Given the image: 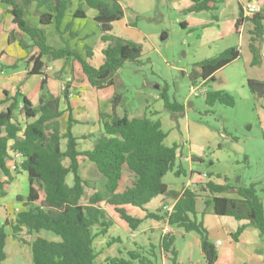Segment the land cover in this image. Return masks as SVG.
Wrapping results in <instances>:
<instances>
[{"label":"trees","instance_id":"16d2710c","mask_svg":"<svg viewBox=\"0 0 264 264\" xmlns=\"http://www.w3.org/2000/svg\"><path fill=\"white\" fill-rule=\"evenodd\" d=\"M77 1L76 4L74 0H0L15 28L37 51L26 63V79L42 78L38 105L21 92L20 86L14 96L4 92L5 98L0 101V106L8 104L6 110L0 112V197H7L6 187L20 173H28L30 182L29 194L16 199L25 210L19 212L14 221L0 223V264L8 260L9 233L25 244L29 243L23 236L35 237L30 244L32 264H99L101 253L97 251L95 241L108 236L115 224L103 203L114 207L119 218L133 231L144 222L153 220L186 234H196L207 264H216L219 258L217 247L211 242L204 224L207 214L248 221L249 226L259 230L264 238L263 207L256 184L240 188L235 197H228L225 195L236 189L229 184L215 183L209 174L204 182L185 187L180 195L175 196L176 203L171 211L161 208L151 212L146 209L154 199L170 193L164 181L169 173H175L177 177L185 174L179 161L181 147L166 144L168 133L163 130L161 120H155L158 112L141 117H130L127 113L120 116L116 112L119 107L116 95L113 112L99 114L102 136L92 150L81 151L82 139L73 132L77 121L70 112V92L65 91L63 96L69 115L63 131L61 120L65 112L61 110V97L55 96L50 88L46 58L62 60L65 64L77 62L91 87L100 91L114 87L116 74L126 63L140 62L143 52L140 44L113 35L114 24L126 14L123 0ZM191 1L192 5L183 11L185 15L210 13L213 21L218 20L216 13L224 0ZM250 3H255L258 10L245 17L244 7H241L236 30L240 33L245 23L252 26L249 48L253 55L252 66H257L262 60L261 46L264 44V0H250ZM129 15L132 16L130 25L137 26V18L141 15L131 9ZM30 17L37 18L36 23H32ZM88 20L97 27L104 46V62L97 67L92 64L94 49L83 43L85 38L77 27V24L80 28L87 27ZM52 28L60 37L68 35L63 48L50 44L49 30ZM181 28L186 29L187 24L182 23ZM14 40L9 36L8 44H13ZM70 41L78 42V45L71 46ZM79 44L82 52L76 49ZM19 46L23 47L21 43ZM240 58L239 50L232 47L194 64L189 74L191 87L202 85L209 89L205 97L208 107H235V101L227 91L211 90L210 84L216 82L220 71ZM16 69L18 65H3L0 74ZM248 88L263 101L264 109V81L248 80ZM160 99L173 116L186 114L185 103L171 102L168 87L162 89ZM15 154L21 155L23 160L13 172L9 161ZM82 160L93 164L106 181L104 192H95L86 201V190L92 188V183L81 173ZM193 160L199 159L193 157ZM125 172L132 177V183L119 192ZM126 207L142 210L145 218L132 216ZM245 229L246 226L240 227L233 239L238 241ZM118 242L119 239L113 238L106 246L111 248ZM175 243L174 235H165L158 244L150 243L148 248L139 247L126 255L119 252L120 256L107 257L102 264H158L159 257L179 264Z\"/></svg>","mask_w":264,"mask_h":264},{"label":"rangeland","instance_id":"374dc122","mask_svg":"<svg viewBox=\"0 0 264 264\" xmlns=\"http://www.w3.org/2000/svg\"><path fill=\"white\" fill-rule=\"evenodd\" d=\"M74 1L78 3L77 0ZM126 2L129 3V0H126ZM138 2L137 6L141 16L137 18V27L127 28L125 21L122 20L115 24L113 34L117 37L127 38L142 46L143 52L140 62L126 63L116 74L113 88L98 93L89 90L87 91V97L90 101L97 97L100 100L107 101L108 104L106 102L107 105L105 106L109 108L117 95L118 110L121 116L127 113L130 117H141L145 114L150 116L151 112H158L155 120H161L163 130L168 133L166 144L168 146L178 144L181 147L179 160L182 161L181 163H183L185 169V174L181 177H177L175 173H169L165 177L164 181L169 187L180 190L177 192L170 191L166 196L169 201H165L161 208L171 206L173 201L176 200L175 196L180 195V191L187 187L185 185L189 183L192 186L194 184L198 185L211 174V178L215 183L220 185L229 184L236 189L235 192L233 191L227 196H235L238 189L249 188L251 185L256 184L264 215L263 101L254 96L248 88V80L262 79L264 81V57L258 67H251V55L245 45L242 60L231 63L224 68L222 74L217 76L219 85L227 80L231 83V92H227L233 97L235 107L217 105L210 108L206 105L205 95L199 97L191 95L189 74L195 63L215 57L233 46H238L236 34H232L224 41H220L217 36L215 44L209 48L202 47V25L200 22L209 21L211 18L210 13L185 15L182 9L192 5L191 0H140ZM229 17V14L226 13V18ZM30 21L36 23L37 18L30 17ZM182 23L187 24L186 29L181 28ZM92 26L93 24L88 20L85 30L91 31ZM221 31L224 35H228L229 31L226 26H222ZM49 33L51 45L65 44V38L60 37L54 30ZM6 34L8 37L11 36L12 39H15L13 44L8 45L5 38ZM19 43L23 47H20ZM89 43L100 52L102 42L98 37H92ZM33 53H36V50L31 47L30 40L21 36L6 8L0 5V68L3 65H18V69L6 70L0 74V101L5 98L4 92L11 95L15 94L19 83H14L12 75L27 69L26 63L34 55ZM2 55H6L5 61H1ZM100 55L101 53L98 54V57ZM46 59L50 66L52 61ZM98 64H100L99 58L94 66H100ZM55 67L53 66L49 70L51 77L58 76L60 71L63 72L61 75L64 74V80L71 78L72 80L65 83L62 88V93L65 91L71 93L74 77L80 75L77 71L79 65L77 62L70 61L63 67H61V64ZM37 79L38 77L31 78L32 81L26 89L28 92L30 89L33 91L34 88L32 87H35ZM213 85V83L210 84L211 89H213ZM164 87H168L171 102L176 101L186 104L185 115L175 117L165 109L164 102L160 99ZM204 88L208 89L207 87ZM74 92L76 91L74 90ZM29 97L31 98V95ZM105 98H110L112 103ZM31 100H34V97ZM190 103L193 106H190ZM5 108L6 105L0 106V110H5ZM61 123L62 129L65 131L67 125L65 118L61 120ZM99 126L96 128L98 132L96 141L103 134ZM77 127V132L85 130L84 126ZM191 152L203 157L202 159L205 161H184L185 156L188 157ZM81 162L83 177L92 183V188L86 190V201L95 192H104L106 181L90 162L87 160ZM66 163L68 162L66 161ZM193 171L195 173L192 174ZM71 181L72 176L69 178V182ZM131 183L132 177L128 172H125L119 192H123ZM102 205L108 212L109 217L114 219L115 224L110 229L108 236L99 237L95 241V247L101 253L98 260L99 264H102L107 257L120 256L119 252L126 255L130 250H136L139 247L148 248L150 243L158 244L160 241L158 238L160 232L151 234L152 224L150 221L142 225L137 231H133L119 218L114 207L106 203ZM155 207L156 203H153L150 209L153 210ZM126 210L134 217H137L140 212L139 209L132 207H126ZM158 230L159 228H155V231ZM23 237L30 241L29 244L20 242L19 239L13 238L9 233L6 246L8 260L4 264H32L30 244L35 237L26 235ZM113 238L119 239L120 242L108 248L106 244ZM218 238L225 243V247L231 245V237L225 231L221 230ZM262 239L264 240L263 237ZM246 244L247 241L244 245ZM175 247L179 253V264H207L202 254L200 239L196 234H186L177 230ZM260 253L264 255V251ZM243 255L239 252L237 259L244 258ZM228 262L226 264H233L230 261ZM158 264L172 263L163 259V257H159Z\"/></svg>","mask_w":264,"mask_h":264},{"label":"crops","instance_id":"0c3cea01","mask_svg":"<svg viewBox=\"0 0 264 264\" xmlns=\"http://www.w3.org/2000/svg\"><path fill=\"white\" fill-rule=\"evenodd\" d=\"M138 1H140V0H137V1H134V0L130 1L129 0V3L126 2V0H123V2H122L123 8L125 9V12H126L125 17L122 20L125 21V26L127 28L128 27H130V28H136L137 27V26L133 27L130 25L131 24L130 19L132 16L129 15V12L131 9L134 12H137L141 15L139 7L137 6L139 3ZM251 4L252 3H250V0H224V2L219 6L218 12L216 13L217 17H218L217 21H213L212 18H210L209 21L200 22V24L202 25V32H201L202 33L201 34L202 47H208L209 48L211 45L215 44L217 36H218V39L220 41H224V40L228 39L232 34H236V38L238 40V46H233V47H236L239 50V52L241 53V58L239 60H242L243 48L246 45V47L248 48V52L251 55L250 66L251 67H258L259 65L252 66V60H253L252 56L253 55H252L250 48H249L250 37H251L250 36V30L252 29V26L248 23H245L241 26L240 33H237V30H236L237 17H238V14H239L241 7L246 8L248 5H251ZM85 10H86V8H85ZM183 10H185V9H182V11ZM226 13L229 14V16H230L229 18H226ZM88 15H89V13H88ZM115 24H114V26H115ZM222 26H226V28L229 31L228 35H224L222 33V31H221ZM77 27L82 30L81 36L83 38H85L83 43L90 45L89 40L94 36L98 37L99 40H101L100 39L101 36H100L99 32L97 31V27L92 26L91 31L85 30L87 27L81 26L82 28H80L78 26V24H77ZM51 30H54V29L53 28L50 29L49 32ZM94 31H96V34H93ZM54 32H55V30H54ZM87 32L91 35V38H89V39H87V34H88ZM63 37L65 38V42H64L65 44L64 45L59 43L58 46L53 45V44H52V46L57 47V48H63L66 45V41H68V35L63 36ZM5 38L8 41V35L7 34H6ZM121 38H124V37H121ZM125 39H127V38H125ZM69 44L71 46H77L78 42H75V41L71 42L70 41ZM76 49L78 51L82 52L80 50V44H79L78 48H76ZM93 49H94V59L92 61V64L94 65V63L99 58L100 64H98V65H101L104 62V56L102 54V50L104 49V46L102 44V46L100 47V52H98L97 49H95L94 47H93ZM261 49H262V60H263L264 44L261 46ZM100 53H101V55H100L101 58L98 57V54H100ZM33 54H36V53H33ZM5 58H6V55H2L1 61H5ZM262 60H261V63H262ZM45 61L48 63L47 59H45ZM50 64L51 65L49 66V63H48V71L46 73L48 76V82H49V85H50V88H51L53 94L57 97H59V96L61 97V110L65 112V115L62 119L65 118L66 123H67L69 112L67 111L68 106H67L66 100L64 99V96L62 93V88L65 85V83L71 81L72 79L67 78L64 80V74L61 75L63 72L61 73L60 71L58 73V76H54V78H52L51 72H49V70H51L53 68V66L58 67L59 64H61V67H63L65 65V62L62 60H59V61H52V62H50ZM77 71H79L78 73H80V75H78V76L76 75V77H74V82L71 85L69 106L71 107V111H70L71 115L73 116L74 120L77 121V124H75L73 127V132L77 137L82 139V140H80V144H81L80 150L81 151H87V150H92L94 147V143H95L96 139L98 138V132L96 131L97 130L96 128L99 125H100L99 129L102 130V132H103V126L101 124V120H100V116H99L100 112L111 114L113 112V107L111 105L108 108L107 106H105L108 104V102L100 100L98 97L95 98L94 100L90 101L89 98L87 97V91L92 90V91H95L98 93V92L105 91L107 89L100 90V91L94 90L91 87V85L89 84L86 76L83 74L80 65H79V68ZM223 71L224 70L220 71L216 75V82L214 83L213 89H211V90H214V87H216L215 91L216 90L217 91L224 90V91L231 92V90H230L231 83L229 82V80H227L225 83H223L221 85L218 84L217 76L222 74ZM249 76H251V75H249ZM26 78H27V71L26 70L25 71H19V72L12 75V79L14 80V83H16V84L19 83L18 85L21 87V92L25 96H27L30 100L32 99V97H34V100H31V101L34 103V105H38L39 97H40V85L42 82V78L38 77L35 87H32V88H34L33 91H32V89H30L29 92L26 89L28 87V84H30V82L32 81L31 78H33V77H31L29 79H26ZM251 78L257 79L254 77H251ZM259 80H262V79H259ZM19 86L16 87V91H17ZM111 88H113V87H111ZM108 89H110V88H108ZM74 90L76 92H74ZM208 90L209 89H207V91ZM16 91H15V93H16ZM14 95L15 94H13L11 96H14ZM29 95H31V98L29 97ZM105 99H108L110 101V103H112L110 98H105ZM106 102H107V104H106ZM4 105H6V108H7V104H4ZM190 106H193V104L190 103ZM6 108H5V110H6ZM5 110H0V112L5 111ZM116 112L118 115L121 116L118 108L116 109ZM80 124H82V125H80ZM77 126H79V127L84 126L85 130L77 132L76 131V130H78ZM180 151L181 150H179V156H180ZM193 157H196L197 159H199L198 160L199 162L205 161L204 159H202L203 157L197 156L193 152H191L188 157L185 156L184 161L187 160V161L191 162V160H192L194 162ZM181 164L183 166V163H181ZM82 169L83 168H82V162H81V173H82ZM193 173H195V172L193 171L192 174ZM189 184H191V183H189ZM189 184H187L185 186L188 187ZM169 189H170V191H173V192H177L180 190L178 188H171V187H169ZM6 190L8 192L7 197H4V198L0 197V223L1 224L7 220L8 221H14L16 218V215L19 212L25 210L23 204L18 203L16 201V199L18 196L26 197L29 194L30 182H29L28 173L22 172V173L16 175L14 181L11 182V184L6 187ZM183 190L180 192L182 193ZM225 196H227V194ZM235 196H231V197H235ZM228 197H230V196H228ZM167 200L168 199L166 196H160V197L154 199L150 204H148L146 206V209H148L151 212H155V211L161 209V205H163V203H165V201H167ZM153 203H156V207H155V209L151 210L150 206ZM175 203H176V200L173 201V204L171 206H164V207L162 206V207H163V209L166 208L167 210H170L173 208ZM137 218L144 219L145 213L142 210H140ZM208 220H210V221L208 222ZM148 221H150L152 224V227H151L152 233L151 234H155L157 232L158 233L160 232V234L158 236L159 239H161L165 235H174L176 237V231L180 230V229H177L175 227H171L170 225L163 223V222H157V221H153V220H148ZM148 221H146V222H148ZM146 222H144V224H146ZM204 224H205V227L207 228V230L209 231V238H210L211 242H213V244L217 247V250H218L219 258H218V262L216 264H226V263H229L228 261H230L233 264H264V255L262 253H260L261 251H264V240L262 239L261 234L257 229H255V228L253 229L252 226H249L248 221H237L235 218H232V217H220V216H215L212 213H210V214H207L205 216ZM242 226H246V229L241 234L238 241H235L233 239V234L236 233L237 230ZM219 227H222V228H219ZM155 228H159V230L155 231ZM221 230L228 233V236L231 237V239H230V241L232 240L230 242L231 245H228L227 247H225V243L222 242V240H220L218 238ZM252 230H254V231H252ZM180 231H182V230H180ZM247 238H249V239H247ZM246 241H247V244L244 245ZM29 242L30 241H28V243ZM218 242H221V244L218 245ZM200 245H201V242H200ZM239 252L244 254L243 255L244 258L237 259V255Z\"/></svg>","mask_w":264,"mask_h":264},{"label":"built area","instance_id":"2783aa9c","mask_svg":"<svg viewBox=\"0 0 264 264\" xmlns=\"http://www.w3.org/2000/svg\"><path fill=\"white\" fill-rule=\"evenodd\" d=\"M258 10V7L255 3H252L251 5H248L246 8H244V15L245 17H250L252 14H254ZM65 89V88H64ZM191 95L199 97L201 95H205L207 93V89L204 88L202 85H198L195 87H191ZM13 160L9 161V164L11 166V170L14 172L16 171L18 165L22 162L23 158L19 154L12 155ZM166 209V208H165ZM167 210V209H166ZM172 209L168 210L171 211ZM221 242H218V245H220Z\"/></svg>","mask_w":264,"mask_h":264}]
</instances>
